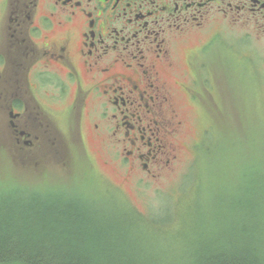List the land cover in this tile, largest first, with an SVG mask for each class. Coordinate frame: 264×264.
Wrapping results in <instances>:
<instances>
[{"label": "flooded vegetation", "instance_id": "1", "mask_svg": "<svg viewBox=\"0 0 264 264\" xmlns=\"http://www.w3.org/2000/svg\"><path fill=\"white\" fill-rule=\"evenodd\" d=\"M232 31L264 52V0H0V145L42 174L87 143L138 179L174 171L230 96Z\"/></svg>", "mask_w": 264, "mask_h": 264}, {"label": "trees", "instance_id": "2", "mask_svg": "<svg viewBox=\"0 0 264 264\" xmlns=\"http://www.w3.org/2000/svg\"><path fill=\"white\" fill-rule=\"evenodd\" d=\"M240 157L209 183L218 191L209 212L171 204L164 220L89 173L73 178L95 196L38 175L32 190L0 202V264H264V155Z\"/></svg>", "mask_w": 264, "mask_h": 264}, {"label": "rangeland", "instance_id": "3", "mask_svg": "<svg viewBox=\"0 0 264 264\" xmlns=\"http://www.w3.org/2000/svg\"><path fill=\"white\" fill-rule=\"evenodd\" d=\"M230 39V59L228 56L224 58L221 49L217 48L215 65L222 80L224 78L231 84V93L225 97L222 85L221 99L219 97L221 108L215 112L213 120L215 130L197 149V160H193V155L184 153L174 171L162 172L157 178L145 176L138 179L128 175V168L120 158H113L114 162L105 164V154L96 152L87 143L83 149L74 147L71 155L66 152L55 162L52 160L55 166L50 173L40 174L33 164H22L16 159L11 148L4 149L0 145V202L10 197H21V190H24L23 193L32 190V182H40L36 177L45 174L49 175L46 180L50 184L51 181L68 184L67 181L73 180L68 188L66 184L62 186L65 194L76 190L95 196L87 192L84 183L78 184L74 179H82L89 173L97 180L120 189L141 212H149L160 220L166 219L172 211L169 209L171 204L173 208L176 205L178 214L187 210L189 203L203 205L201 211L209 212V197L213 195L214 201L218 194V191L212 192L210 189L215 184L209 183H212L215 175L224 171L220 164L226 159L228 163L233 155L242 157L246 149L254 148L264 155V52L259 41L244 38L237 31H232ZM224 61H227V71L219 67ZM70 156L72 160L68 162ZM45 161L43 164L47 165ZM65 161L67 164H64ZM100 216L98 212L95 218Z\"/></svg>", "mask_w": 264, "mask_h": 264}]
</instances>
